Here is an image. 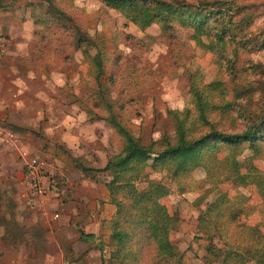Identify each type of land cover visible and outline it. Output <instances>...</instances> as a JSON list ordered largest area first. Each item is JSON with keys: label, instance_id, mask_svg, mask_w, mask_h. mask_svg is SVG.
Returning <instances> with one entry per match:
<instances>
[{"label": "rangeland", "instance_id": "rangeland-1", "mask_svg": "<svg viewBox=\"0 0 264 264\" xmlns=\"http://www.w3.org/2000/svg\"><path fill=\"white\" fill-rule=\"evenodd\" d=\"M179 1L196 6L207 3L210 8L226 11L240 25L239 36L229 42L225 51L213 52L197 43V34L191 28L174 22L171 29H163L157 23L141 29L101 0H20L15 7L0 11V38L7 42L0 48V98L21 100V106L9 110V120L0 124L5 132L19 134L21 145L30 146L33 156L48 163L47 177L53 185L49 199L69 201L75 191L71 192L73 188L67 186L75 185L79 179H89L96 182L97 188L104 189L109 175L96 171L81 178L74 157L97 169L122 149L120 136L113 127L102 120L89 119L94 114L106 115V110L99 96L96 98L94 73L90 72L79 46L81 32L97 40L104 39L108 65L101 83L105 90L112 87L113 91L112 98L106 99L117 101L116 106L120 107L116 108V115L145 144L166 133L174 135L169 111L194 110L192 84L201 87L222 81L226 91L214 93L219 104L234 102L236 95L242 96L239 102L244 109L237 117L241 124L242 113L258 122L264 116V0ZM54 7L66 15L54 13ZM202 39L209 43V37ZM66 55L71 62L63 61ZM127 88L132 90L126 92ZM213 117L221 119L228 131L243 129L241 125L231 128L230 119L220 112ZM10 147L7 154L13 158L5 160L0 155V170L5 163L10 164L11 173L7 177L0 175V199L11 201L22 222L25 218L20 215L24 206L22 197L27 194V198L29 191L24 185V162L17 149ZM227 154L225 151L219 157L223 159ZM237 161L240 175H246L244 180H248L244 183L234 175L225 178L223 163L220 168H213V174L203 167L178 179L169 177L168 172L152 174L153 179L162 180L171 188L162 203L173 215L176 229L170 239L176 247V256L160 261L156 259L155 248L145 245L144 258L157 264H224L222 259L231 241L211 236L215 234V219L220 211L226 213V218L238 213L235 221L238 230L261 224L264 231V188L254 182L256 174L264 177V145L261 152L246 145ZM147 181L148 178H143L139 187H144ZM85 194L100 196L102 191ZM224 194L229 203H220ZM214 202L217 204L214 210L218 205L219 209L212 212L211 207L207 212ZM33 216L37 217L35 213ZM110 222L111 219L107 225L111 231ZM43 232L38 229L41 235ZM37 238L39 248L42 237ZM27 245L23 252L14 247L9 250L10 258L19 256L14 264L60 263L62 252L53 243L47 255L36 253L32 244ZM80 255L82 260L84 252L80 251ZM150 259L146 260L152 263ZM8 261L7 264H13Z\"/></svg>", "mask_w": 264, "mask_h": 264}, {"label": "trees", "instance_id": "trees-1", "mask_svg": "<svg viewBox=\"0 0 264 264\" xmlns=\"http://www.w3.org/2000/svg\"><path fill=\"white\" fill-rule=\"evenodd\" d=\"M19 1L0 0V11L15 7ZM101 1L122 13L141 29L154 23L159 24L163 29H171L174 22L191 28L197 34V43L213 52L225 51L229 42L239 36L242 30L240 25L232 20L229 13L218 7L210 8L207 3L196 6L179 0ZM53 12L62 16L66 15L64 11L56 7ZM203 36L209 37V43L202 39ZM78 42L85 55V61L91 68L90 72L94 73L96 98L99 96L101 100L99 102L106 110V115L94 114V117L91 116L89 119L102 120L113 127L120 136L122 149L111 156L104 167L97 169L85 165L82 159L74 157L75 167L79 170L81 178H88L92 172L96 171L109 175L110 179L105 182V185L109 192V202L115 206L107 242L103 235L96 236L94 233L83 231L80 221H74L76 222L75 227L80 232L81 239L88 243L89 248L97 249L101 253L106 250L109 254V264H157L150 258H144L143 247L146 248L145 245L155 248L156 259L160 261L173 259L176 256V247L170 236L176 227L173 225V215L162 203V199L171 193V188L162 180L153 179L152 174L168 172L169 177L178 179L179 176H187L199 167L205 168L208 174H213L215 172L213 168H220V163H223L224 173H227L225 178L234 175L243 183L248 181L244 180L246 175H240L237 159L246 145L256 152L262 151L264 145V116L262 115L264 113L262 117L260 116V122L256 121V118L247 119L245 113H242L244 122L241 124L237 117L244 109L239 102L242 96L236 95L234 102L232 100L223 101L219 104L215 101L214 93L226 91L222 87V81L217 80L203 84L201 87L192 84L190 93L194 110L186 108L169 111L173 118L174 135L166 133L158 140L145 144L116 115V108L120 107L116 106L117 101L106 99L107 97L112 98L113 91L112 87L105 90L101 83V78L106 76L108 65L104 39L97 40L81 32ZM63 61H70V58L66 55ZM110 81L112 86H115L114 80L110 79ZM127 90L126 92H129L132 89L127 88ZM105 92H108V96ZM87 112L93 114L92 111ZM215 112H220L222 116L226 115L230 119L231 128L241 125L243 129L240 131H237L238 129L226 130L221 124V119L213 117ZM225 151L228 154L221 159L219 155ZM27 173L28 168L25 166V176ZM47 174H49L48 171ZM143 178H148V181L144 187L140 188L139 181ZM254 182L263 185L264 188V177L261 174H256ZM52 188L53 185L48 179V191L50 192ZM226 198L224 194L220 203H229ZM29 199L33 201L30 196ZM216 206L215 202L210 204L207 212L211 210V207H214L211 211L215 212L220 207L218 205L214 210ZM231 214V217L226 218L224 211L217 213L215 234L211 235L212 238H227L231 241L228 243L231 247L225 251L222 262L224 264H247L252 261L256 264H264L262 225H248L243 230H238L235 227L238 213ZM0 227L4 228L2 239L7 245H15L31 237L22 231L16 216V207L5 198L0 199ZM41 248L42 246L37 248V253L38 251L43 253V248ZM64 249V264H71L72 247L67 245ZM208 250L216 256L212 248ZM146 259H150L152 263Z\"/></svg>", "mask_w": 264, "mask_h": 264}, {"label": "crops", "instance_id": "crops-1", "mask_svg": "<svg viewBox=\"0 0 264 264\" xmlns=\"http://www.w3.org/2000/svg\"><path fill=\"white\" fill-rule=\"evenodd\" d=\"M30 75L31 72H29V76ZM19 106H21L20 99L8 101L7 99L2 100V98H0V123H3L4 120H9V110L11 108L15 109ZM10 121L12 122L11 119ZM6 125H8V123ZM4 129L0 124V155H3L5 160H9L8 158H13V155L7 154L11 147L4 141V132L6 131V129ZM9 166L10 164L5 163L2 167L3 170H0V175L3 174L6 177L10 175ZM22 166L24 169V164H22ZM23 176L25 177L24 171ZM99 187L97 188L96 182L90 181L89 179H79V182L75 183V185L69 184L67 186V189L73 188L71 192L75 191L73 193L74 195L69 198L70 202L63 200L57 201L48 198L47 203L44 205L45 208L42 203H38L37 200L30 195H28L27 198V194L23 195L21 203L24 204V206L22 209L20 208V215L25 217L23 219L27 220L26 222H28V224H26L24 220L22 222L19 221V224L22 228H24L23 225L26 224L24 231L27 236L31 237L21 243L7 245L2 239L4 228L0 227V264H7L6 262L8 260H10L13 264L18 263L19 256H15L13 259L10 258L9 250L13 247L17 250L20 248L23 252L27 250V244H32L35 252L37 253V237L39 236L42 237L40 246H42L43 252H46L45 255H47L49 246L52 243L60 249L62 252V258L58 264H64V248L67 245L72 247V256L70 257L72 262L71 264H108L109 255L106 253V250L101 253V251L97 249L89 248L88 243L81 239V234L75 227L76 224H74V221H80V227L83 231L86 233H94L96 236L103 235L104 240L107 242L111 232L107 223L115 212V206L109 202V192L107 188L104 187L103 189V187ZM96 190L102 191V195L99 196L98 194L87 196L85 194L87 191L95 192ZM29 196L33 201H30ZM33 213H35L37 217L33 216ZM54 214L58 216L57 219L53 218ZM16 216L19 219L17 210ZM96 216H99L100 218L96 219ZM38 229H42L44 231L42 235L38 234ZM43 244L46 245L45 248L43 247ZM80 251L84 252L82 260ZM31 259L32 261L34 260L33 258ZM20 260L23 261V258L21 257Z\"/></svg>", "mask_w": 264, "mask_h": 264}, {"label": "built area", "instance_id": "built-area-1", "mask_svg": "<svg viewBox=\"0 0 264 264\" xmlns=\"http://www.w3.org/2000/svg\"><path fill=\"white\" fill-rule=\"evenodd\" d=\"M6 41L0 38V48L6 45ZM4 141L10 146L17 149L19 156L24 162V166L28 168V173L24 177V183L29 191V195L37 200L38 203H42L45 208L47 203L49 191H48V177L47 168L48 163L38 157L33 156L30 146L21 145V137L19 134L13 131L5 132ZM54 219H57V215H53Z\"/></svg>", "mask_w": 264, "mask_h": 264}]
</instances>
